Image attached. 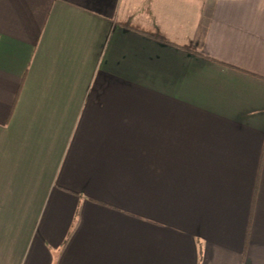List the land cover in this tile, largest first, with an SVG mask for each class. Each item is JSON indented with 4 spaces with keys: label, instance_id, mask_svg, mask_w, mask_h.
<instances>
[{
    "label": "crops",
    "instance_id": "0c3cea01",
    "mask_svg": "<svg viewBox=\"0 0 264 264\" xmlns=\"http://www.w3.org/2000/svg\"><path fill=\"white\" fill-rule=\"evenodd\" d=\"M0 264H264V0H0Z\"/></svg>",
    "mask_w": 264,
    "mask_h": 264
},
{
    "label": "trees",
    "instance_id": "16d2710c",
    "mask_svg": "<svg viewBox=\"0 0 264 264\" xmlns=\"http://www.w3.org/2000/svg\"><path fill=\"white\" fill-rule=\"evenodd\" d=\"M131 27V26H130ZM132 28V27H131ZM139 32H143V33H145L146 35H148V36H150V37H153V38H156V39H159V40H162V41H164V39L161 37V36H158V35H155V34H151V33H146V32H144L143 30H138ZM186 49H188V50H191V51H193L192 49H189L188 47H185ZM249 229H250V226H249Z\"/></svg>",
    "mask_w": 264,
    "mask_h": 264
}]
</instances>
